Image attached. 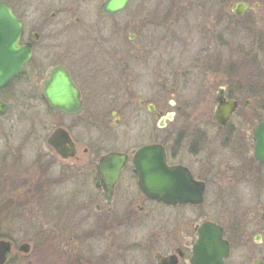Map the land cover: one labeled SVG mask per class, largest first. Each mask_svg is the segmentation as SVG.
<instances>
[{
    "label": "flooded vegetation",
    "instance_id": "flooded-vegetation-1",
    "mask_svg": "<svg viewBox=\"0 0 264 264\" xmlns=\"http://www.w3.org/2000/svg\"><path fill=\"white\" fill-rule=\"evenodd\" d=\"M106 1L0 0L21 24L19 41L31 46L29 60L0 87V105H5L3 110L0 109V117L13 99L19 103L27 99L28 90L40 83V99L51 112L92 122L98 131L108 132L110 141L115 144L99 154L94 162H82L85 164L81 168L93 166V178L89 184L75 181L76 188L63 206L67 219L57 230L62 234L59 251L62 264H192V250L199 239L198 229L205 222L220 231L218 234V230L210 228V241L219 235L218 239L228 246L223 264H264V162L255 155L253 134L263 120L254 123L255 115L242 110L249 112L252 104L251 99L246 98L245 89L260 88V80L255 77L258 62L252 61L246 66L248 59L240 62V66L212 68L205 60L206 67L193 63L188 70L195 69V73L200 71L201 74L218 73L225 78L248 69L246 73L253 76L254 81L241 86L230 83L227 78L214 80L206 87L207 98L205 95L200 98L210 105L205 115H197L192 108L187 112L183 105L176 103L173 110L167 111L164 18L166 14L172 15L174 8L167 6L161 11L158 4L153 8L151 0H127L123 7L105 12ZM237 3L246 4L239 14L233 11ZM171 6L178 8L180 5L173 2ZM259 8L258 2L239 0L230 10L236 18L246 15L250 18ZM173 23L174 20H170L167 28L170 29ZM75 32L79 34L81 51L70 53L63 49L61 42L66 41L69 45L70 36L77 35ZM210 54V59L221 58L220 53ZM56 66L68 73L78 91L81 108L76 114L56 111L43 94V82ZM219 104L235 105L224 121L222 116L215 115ZM124 120L142 127L134 139L140 144L131 150L128 145L122 146L121 131L107 128L109 123L118 126ZM123 133L126 135L125 131ZM69 134L74 154L62 159L79 160L77 142ZM6 136L0 130L2 147ZM154 144L161 147L167 166L184 170L185 178L200 184L202 190L198 201L167 204L147 197L140 190L132 160L138 149ZM93 148L83 146L81 153H93ZM110 151L125 154L126 161L108 190L96 172L100 158ZM4 159L6 155L0 153V160ZM125 173L127 178L123 179ZM2 176L0 191L7 185ZM22 184L24 181L12 182L8 187L15 190ZM149 202L161 207L157 226L149 225ZM12 205L13 202L0 208V240L10 244L3 264H21L23 257L28 255L37 262L41 253L38 254V245L42 249L44 242H33L31 238L35 244L32 248L30 241H22L20 237L14 239L5 227V208ZM21 206L22 203L16 202L13 208L17 210ZM73 217H78L77 222ZM42 228L53 236L52 229ZM23 243L28 244L27 251L21 250ZM53 244L46 246L51 250L53 246L59 248L58 244ZM28 259L34 264L33 259Z\"/></svg>",
    "mask_w": 264,
    "mask_h": 264
},
{
    "label": "rangeland",
    "instance_id": "rangeland-1",
    "mask_svg": "<svg viewBox=\"0 0 264 264\" xmlns=\"http://www.w3.org/2000/svg\"><path fill=\"white\" fill-rule=\"evenodd\" d=\"M238 1L151 0L154 3L153 8L160 5L161 11L167 6L174 8V11H171L172 15L166 14L164 18L165 40L167 39L165 47L163 46L167 62L165 73L167 111L173 110L172 106L176 103L183 105L182 107L186 108L187 112L192 108L197 115H205L210 105L205 100L202 102L200 98H204L206 87L210 86L214 80L224 81L227 78L226 80L230 83H238L241 86L243 83L254 81L253 76L246 73L248 69H241L242 73L231 74L230 77L225 78L218 73L201 74L198 71L201 69L197 70L198 73H195V69L188 70L193 63L199 67H206L203 64L205 60L212 68L217 65L240 66L244 60L249 59L250 62L248 61L246 66L252 64V61L256 64L258 62L255 77L259 78L261 85L257 89L248 87L245 89L248 93L246 98H250L252 104L249 112L246 109L242 110L244 113L255 115L254 123L257 120L264 121V0H250L252 4L260 3V8L250 18L248 15L236 18L232 14L230 7ZM173 2H177L180 6L172 7ZM153 8L151 6V9ZM170 20H174V23L168 29L167 24ZM243 23L246 25L242 26ZM75 34L77 35L74 37L70 36L69 45L66 41L61 42L63 49L70 53L81 51L79 34L78 32ZM67 38L68 36L65 40ZM210 53H220L221 58L210 59ZM194 59H197V62ZM183 81L188 84L181 85L180 82ZM27 93V99L20 103L13 99L0 117V130L8 135L3 147L2 144L0 145V153L6 155V159L0 160V175L5 177V184H7L5 189L0 191V208L7 207L13 202L10 208H5L7 214L5 213L4 224L11 231L14 239L20 237L22 241H30L32 248L35 244L31 242V238L33 242H44L42 249L38 245V254L41 253L37 262L31 255H28L23 257L21 264H30L29 257L33 259L34 264H62L59 255L62 234L57 230H60L66 223L67 211L63 206L66 205V200L76 188L75 181L89 184L93 178V166L81 168L82 165L87 160L94 162L99 154L115 144L110 141L109 133L98 131L94 123L83 121L79 117L68 118L51 112L40 99V83ZM205 97L207 98L206 95ZM197 101L199 103H192ZM112 125L109 123L107 128L111 131L122 132L120 137V141L123 142L122 146L128 145L127 147L131 150L132 147L140 144L138 140H134L142 128L139 123L124 120L118 126ZM57 126L68 129L77 142L79 160L60 158L45 142L47 134ZM89 145L94 147V152L87 155L82 154L83 146ZM125 178H127L126 173L123 176V179ZM18 181H24L23 186L15 190L8 187L10 183ZM84 189L87 190L86 186ZM16 202L22 203L17 210L13 208ZM148 211L149 225L157 226L161 207L149 202ZM77 218L73 217L74 221L77 222ZM42 227L52 229L53 236L45 233ZM53 243L58 244L59 248H56ZM51 244L55 245L53 250L46 246L51 247ZM45 253L49 255L46 256Z\"/></svg>",
    "mask_w": 264,
    "mask_h": 264
},
{
    "label": "water",
    "instance_id": "water-1",
    "mask_svg": "<svg viewBox=\"0 0 264 264\" xmlns=\"http://www.w3.org/2000/svg\"><path fill=\"white\" fill-rule=\"evenodd\" d=\"M127 0H107L103 5L105 12H113L124 6ZM246 6L237 3L233 11L237 14ZM22 28L20 22L12 14L10 8L0 2V87L9 78L17 73L24 62L30 58L31 46L20 42ZM43 94L49 100L53 109L62 113L76 114L81 108V101L76 87L71 82L68 73L59 66L53 68L48 79L43 82ZM4 104L0 105L3 110ZM235 108L234 104H219L215 115L224 121L228 114ZM255 155L264 162V122L258 123L254 129ZM49 144L62 158L73 156L74 145L68 131L62 127H56L49 133L47 139ZM163 151L159 145H147L138 149L133 157V163L138 178L140 190L151 199L165 201L167 204L183 202H196L200 198L202 190L200 184L185 178L184 170L178 167H169L164 162ZM126 161V155L121 153H110L103 155L97 165L96 176L104 180V186L110 190L112 181L117 178L118 171ZM198 188V190L196 189ZM216 229L209 222L203 223L199 230V239L193 248L192 264H223V258L227 254L226 242L218 239L210 241V228ZM220 231L218 230V234ZM10 249L8 241L0 240V264L5 261ZM21 250L27 251L28 244L23 243Z\"/></svg>",
    "mask_w": 264,
    "mask_h": 264
}]
</instances>
